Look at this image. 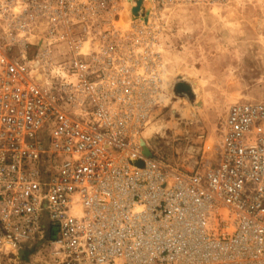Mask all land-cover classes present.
Wrapping results in <instances>:
<instances>
[{"label":"built area","instance_id":"2783aa9c","mask_svg":"<svg viewBox=\"0 0 264 264\" xmlns=\"http://www.w3.org/2000/svg\"><path fill=\"white\" fill-rule=\"evenodd\" d=\"M150 1L125 24L123 0H0V264H264V100L215 145L157 112L171 10L230 1ZM238 1L264 83V0ZM159 119L173 159L144 136Z\"/></svg>","mask_w":264,"mask_h":264},{"label":"rangeland","instance_id":"374dc122","mask_svg":"<svg viewBox=\"0 0 264 264\" xmlns=\"http://www.w3.org/2000/svg\"><path fill=\"white\" fill-rule=\"evenodd\" d=\"M131 1L129 18V8L123 0L126 17L122 14L121 23L135 21L132 5L136 7L138 0ZM140 1L141 18L149 20L151 1L146 0L148 5ZM242 8L231 4L174 8L169 17L170 32L164 39L166 73L162 88L175 94L182 92L176 89L179 84L190 88L182 92L189 100L186 106L194 111V120L200 123L199 129L211 145L220 140L221 125L231 104L264 98L256 17L252 10ZM167 111H163L162 118H166ZM157 125L147 133V137L151 136L149 144L155 151L171 154L164 148L165 141L156 136L161 133Z\"/></svg>","mask_w":264,"mask_h":264},{"label":"bare ground","instance_id":"6f19581e","mask_svg":"<svg viewBox=\"0 0 264 264\" xmlns=\"http://www.w3.org/2000/svg\"><path fill=\"white\" fill-rule=\"evenodd\" d=\"M230 2L228 3V4H231V5H235V6H237V7H243L244 9H249V10H252L254 13H255V17H256V19H255V24H254V26H255V28H257V30H258V42H259V62H260V73H261V79H262V62H263V55H262V51H261V42H260V30H261V23H260V18H259V14L256 12V10L255 9H252V7H250V6H246V5H240V2L238 1V0H229ZM126 2H127V5H128V10L129 11H131V4H132V1L131 0H126ZM143 8V5L142 4H140V6H139V9H138V11H137V13H135V14H133V19L134 20H136L137 18H141V16H142V9ZM242 8V9H243ZM127 10V11H128ZM248 10V11H249ZM246 13H247V11H246ZM244 16H245V14H244ZM123 17L125 18L126 17V15L124 14L123 15ZM233 17V16H232ZM141 21L142 22H146V19H144V18H141ZM163 68H164V62H163ZM163 72H164V70H163ZM163 75H164V73H163ZM264 84V83H263ZM179 85H181V86H176V89L177 90H179V91H182V92H189L190 91V88H188L187 86H185V85H182V84H179ZM189 89L188 91H185V90H183V89ZM164 91V90H163ZM167 92V91H166ZM182 92H178V93H170V92H168L169 94H172V95H174L176 98H172V100L167 104V105H165V107H163V108H161V109H158L157 110V112H159V115L160 116H162V117H164L165 116V114H163V111L165 110H168L167 111V115H168V117H177L179 114L181 115L180 117H179V119L178 120H181V119H184V120H186V121H193V122H195V113H194V111L193 110H189V108L186 106V104H187V102L189 101L188 99H186V95L185 94H183ZM188 100V101H187ZM262 100H264V98L262 99ZM262 100H260V101H262ZM249 102H259V101H249ZM238 103H244V102H238ZM172 104V105H171ZM235 104V103H234ZM171 105V107H170V109H168V107ZM174 105H175V107H174ZM232 105V104H231ZM230 105V106H231ZM229 108V107H228ZM227 108V109H228ZM226 114H227V110H226V112H225V116H226ZM225 119V118H224ZM164 123H165V121L163 120V119H159V120H156L154 123H152V125L146 130V133L144 134V136L145 137H147V133L150 131V129L152 128V127H154V126H156V124H159V125H157L158 127H159V129L161 130V133H159V135H165L163 132V126H164ZM172 129L175 131V135H185V133L186 132H189V131H191V134H193V133H195V132H197L198 131V137L200 138L201 137V135H204L205 136V134L200 130V129H198V130H195L196 129V127L194 128V127H189V126H187L185 129H182V128H179V123H177V122H175V121H172ZM192 128H194L193 130H191ZM149 137V136H148ZM168 138L169 137H166V138H164V141L166 140H168ZM165 141V142H166ZM165 142H164V144H165ZM141 145H142V147L143 146H145L144 145V143L143 142H141ZM212 145H214V144H212ZM170 152V151H169ZM144 153H145V155L146 156H149V153H148V151H145L144 150ZM162 154H164L167 158H169V159H173V153H171V154H169V153H162Z\"/></svg>","mask_w":264,"mask_h":264},{"label":"water","instance_id":"95a60500","mask_svg":"<svg viewBox=\"0 0 264 264\" xmlns=\"http://www.w3.org/2000/svg\"><path fill=\"white\" fill-rule=\"evenodd\" d=\"M140 4H141V1L138 0V1L136 2V7L132 9V13H133V14L137 13ZM177 86H181V85H177ZM183 90L188 91L189 89L187 90V89L185 88V89H183ZM145 151H147V150H145Z\"/></svg>","mask_w":264,"mask_h":264}]
</instances>
